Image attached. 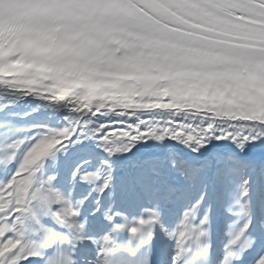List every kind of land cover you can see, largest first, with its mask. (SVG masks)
<instances>
[{"label": "snow or ice", "instance_id": "6c2138e0", "mask_svg": "<svg viewBox=\"0 0 264 264\" xmlns=\"http://www.w3.org/2000/svg\"><path fill=\"white\" fill-rule=\"evenodd\" d=\"M0 264H264V0H0Z\"/></svg>", "mask_w": 264, "mask_h": 264}]
</instances>
